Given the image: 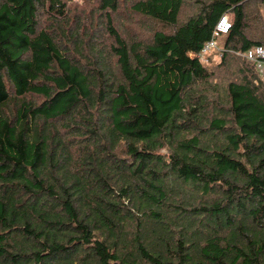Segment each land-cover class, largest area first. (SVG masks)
Returning <instances> with one entry per match:
<instances>
[{
    "label": "trees",
    "instance_id": "trees-1",
    "mask_svg": "<svg viewBox=\"0 0 264 264\" xmlns=\"http://www.w3.org/2000/svg\"><path fill=\"white\" fill-rule=\"evenodd\" d=\"M256 45L264 0H0V264H264Z\"/></svg>",
    "mask_w": 264,
    "mask_h": 264
},
{
    "label": "built area",
    "instance_id": "built-area-1",
    "mask_svg": "<svg viewBox=\"0 0 264 264\" xmlns=\"http://www.w3.org/2000/svg\"><path fill=\"white\" fill-rule=\"evenodd\" d=\"M233 23V18L229 13L222 14L213 29L211 38L204 42L197 56L203 61L207 60L208 53L211 51L217 52V56H220L222 48L219 45V39L228 33ZM242 55L246 59L254 62L258 73L263 77L264 80V46L256 45L255 47L247 49Z\"/></svg>",
    "mask_w": 264,
    "mask_h": 264
},
{
    "label": "rangeland",
    "instance_id": "rangeland-1",
    "mask_svg": "<svg viewBox=\"0 0 264 264\" xmlns=\"http://www.w3.org/2000/svg\"><path fill=\"white\" fill-rule=\"evenodd\" d=\"M230 15H231V19L233 18V15L231 14V13H229ZM221 42V41H220ZM212 54H214L212 51L210 52V53H208V56L209 55H212Z\"/></svg>",
    "mask_w": 264,
    "mask_h": 264
}]
</instances>
